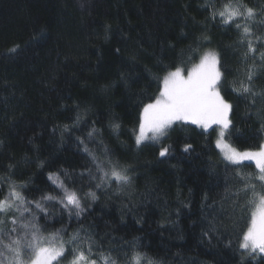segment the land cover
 Here are the masks:
<instances>
[{"label":"trees","instance_id":"1","mask_svg":"<svg viewBox=\"0 0 264 264\" xmlns=\"http://www.w3.org/2000/svg\"><path fill=\"white\" fill-rule=\"evenodd\" d=\"M227 2L0 0V199L13 184L24 185L16 190L28 201L59 196L48 178L58 173L78 192L84 211L70 217L47 203L49 215L37 213L35 222L51 244L78 231L91 236L90 259L97 264L110 249L129 258L133 250L144 252L160 264H264L259 250L240 248L259 199L251 191L236 195L243 177L260 193V171L251 162L225 161L215 145L216 127L181 121L159 140L136 143L141 111L159 95L164 76L190 68L213 48L223 73L221 95L233 106L224 140L238 150L262 147L264 100L251 106L233 87L247 82L250 66L261 67L264 13L224 26L212 11ZM237 2L264 8V0ZM236 23H248L254 35L242 38ZM256 37L255 59H245L247 40ZM258 76L255 92L264 90V71ZM85 146L105 161L106 171L107 160L126 169L130 182L97 188L101 173ZM89 191L96 200L85 195ZM80 244L87 249L86 241ZM75 247L65 244V255L52 264H69Z\"/></svg>","mask_w":264,"mask_h":264},{"label":"snow or ice","instance_id":"2","mask_svg":"<svg viewBox=\"0 0 264 264\" xmlns=\"http://www.w3.org/2000/svg\"><path fill=\"white\" fill-rule=\"evenodd\" d=\"M262 13H264V8L257 11L254 7L240 2L234 4L233 0H228L222 5L221 10L212 11V19L215 20L218 17L224 26H231L241 18L245 21H253L256 16ZM236 28L241 30L242 38L254 35L248 23H236ZM259 40L260 37H256L255 43L252 39L247 40L245 59L249 57V54L255 59ZM243 42L242 39L241 43ZM11 51H15V49ZM260 64L259 68L253 64L247 69L246 83L241 81L240 87H233V91L238 95L251 98V106H255L257 99L264 100V90L253 91V81L259 78L258 73L264 71V53L260 54ZM218 65H220L218 54L208 52L201 56L199 63L187 71V75L183 74L180 67L169 71L163 78V87L159 95L154 101L145 104L141 111L139 133L136 135L137 145L139 146L145 140H159L166 135L174 123L181 121L191 122L204 129H208L213 124L218 125L220 127L218 136L223 137L231 124L229 113L233 106L221 95L223 73ZM79 119L80 117L77 116V120ZM114 127H119V125H114ZM64 130H68L67 125ZM94 133L95 130L90 131L89 137ZM216 143L220 147L221 139L218 138ZM190 147V145H185L184 150L188 151ZM84 151L88 153L95 163L97 171L101 173V183L96 185L97 188L106 181H114L118 184L130 182L129 176L125 174L127 170L120 168L117 162L107 160L109 170L106 171L105 161L99 160L86 146ZM167 151V148L162 149L160 156H165ZM224 158L233 164H238L244 159L256 160L260 171L258 181L261 192L257 193L255 186L247 183L251 177H243L245 187L239 189L236 195L239 196L241 193L247 195L251 191L254 198L258 197L260 202L259 222L254 213L251 226L244 233L240 248L246 252L250 250L251 253H255L258 249L259 252L264 253V149L259 152L245 153L230 150L225 152ZM48 178L61 192V195L45 194L39 200L28 201L16 190L17 187H24V185L13 184L4 198L0 199V264H51L53 260L65 255V244L77 245L71 250L72 259L69 264H97L96 260L90 259L93 255V247L96 245L91 236L86 234L81 237L78 231L68 241H62L58 247H54L41 235V228L35 221L38 219L37 213L44 216L49 215L45 204L52 202L59 204L61 210L67 211L70 217L73 213L79 217L84 211L78 192L69 189L58 173H49ZM85 195L92 200L97 199L95 192L89 191ZM12 212L18 213V215L9 216V213ZM25 216L31 217V219L25 221ZM8 224H11L12 227L8 228ZM81 240L87 242L86 250L80 244ZM131 243L135 249V243ZM113 251L118 253L115 257L111 254ZM121 251L120 249H110L108 254L101 253L100 260L103 264H120L122 258L124 264H160L159 261L149 257L147 253L133 250L129 258L127 252H123V256H121ZM27 253L31 254L29 260L25 259Z\"/></svg>","mask_w":264,"mask_h":264},{"label":"rangeland","instance_id":"3","mask_svg":"<svg viewBox=\"0 0 264 264\" xmlns=\"http://www.w3.org/2000/svg\"><path fill=\"white\" fill-rule=\"evenodd\" d=\"M208 52H215L216 53V51H215V49H213V48H209V49H206V51H204L203 53H202V55L201 56H203L205 53H208ZM201 56H200V58H201ZM200 58H199V60H200ZM199 60H198V62L197 63H199ZM196 63V64H197ZM194 66V65H193ZM193 66H191L190 68H187V69H182L183 70V74L184 75H187V71L189 70V69H191ZM162 89V88H161ZM161 91V90H160ZM191 123V122H190ZM195 125V124H194ZM197 126V125H196ZM198 127H200V126H198ZM211 127H216V136H215V145H216V147H217V149H218V151L220 152V154H221V156H222V158L225 160V158H224V156H225V152L226 151H230V150H235L237 153H245V152H259V151H261L262 149H264V143H263V145H262V147L260 148V149H257V150H238V149H236V148H234V147H232L230 144H228L225 140H224V136L223 137H219L218 136V134H219V132H220V127L218 126V125H215V124H213V125H211L209 128H211ZM200 128H202V129H204L203 127H200ZM208 128V129H209ZM204 130H207V129H204ZM139 133V126H138V130H137V133H136V135ZM221 139V141H222V145L220 146V147H218L217 146V143H216V141H217V139ZM146 141V140H145ZM144 142V141H143ZM226 146V147H225ZM226 161V160H225ZM227 162H229V161H227ZM240 162H251V163H253L254 165H255V167L258 169V167H257V164H256V160L255 159H244V160H241ZM239 162V163H240ZM229 163H232V162H229ZM259 170V169H258ZM255 214H256V217H257V221L259 222V214H260V205H259V207H258V209L256 210V212H255ZM253 218V217H252ZM251 223H252V221H251ZM62 242V240H56L55 242H53L52 243V246H54V247H58L59 245H60V243ZM258 250V249H257ZM264 254V253H263ZM53 262V261H52ZM52 262H51V264H52Z\"/></svg>","mask_w":264,"mask_h":264}]
</instances>
